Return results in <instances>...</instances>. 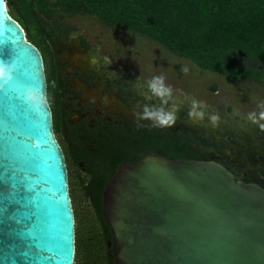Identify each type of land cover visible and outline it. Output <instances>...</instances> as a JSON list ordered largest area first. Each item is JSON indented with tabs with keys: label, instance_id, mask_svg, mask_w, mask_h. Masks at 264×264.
Here are the masks:
<instances>
[{
	"label": "water",
	"instance_id": "water-1",
	"mask_svg": "<svg viewBox=\"0 0 264 264\" xmlns=\"http://www.w3.org/2000/svg\"><path fill=\"white\" fill-rule=\"evenodd\" d=\"M0 264H75L76 216L40 48L0 0ZM31 90L34 100L26 99ZM103 213L115 264H264V186L214 159L124 161Z\"/></svg>",
	"mask_w": 264,
	"mask_h": 264
},
{
	"label": "trees",
	"instance_id": "trees-1",
	"mask_svg": "<svg viewBox=\"0 0 264 264\" xmlns=\"http://www.w3.org/2000/svg\"><path fill=\"white\" fill-rule=\"evenodd\" d=\"M6 1L28 39L42 51L45 64L46 56L53 62L49 77L47 74L48 98L51 103L50 96H55L51 104L54 128L57 137L63 135L60 141L67 156L78 219L75 264H115L113 247L109 245L113 232L103 213V194L118 165L154 151L171 158L204 159L205 147L224 144L196 128L171 122L160 124L168 119L163 115L147 126L106 121V128H102L98 123L92 125L89 115L73 123L68 106L72 102L68 100L70 85L62 73L66 64L56 57L55 50L56 44L66 50V39L73 32L65 17L97 16L110 28L146 36L202 68L264 85V0ZM79 38L88 48L87 39ZM126 86L130 83L126 82ZM76 106L82 111L87 108L77 102ZM182 114H188V109ZM236 130L229 125L225 133L236 134ZM80 162L84 163L85 175L82 170L74 171ZM80 196L87 203L82 212L76 208Z\"/></svg>",
	"mask_w": 264,
	"mask_h": 264
},
{
	"label": "rangeland",
	"instance_id": "rangeland-1",
	"mask_svg": "<svg viewBox=\"0 0 264 264\" xmlns=\"http://www.w3.org/2000/svg\"><path fill=\"white\" fill-rule=\"evenodd\" d=\"M65 21L73 32L66 39V50L61 51L59 44L55 50L60 62L68 63L62 73L71 84L70 107L83 101L90 106L91 116L99 110L123 112L128 118L146 124L150 122L146 111L153 113L152 117L168 118L172 114L173 125L196 128L219 143L226 142L225 147L208 146L204 151L231 161L240 172L248 171L264 178V131L259 129L264 124V115H261L264 85L202 68L146 36L110 28L97 16L65 17ZM80 36L87 39L88 48L81 43ZM52 63L46 56L48 77ZM77 66L94 77L91 85L74 76ZM117 74L130 83L124 94L126 101L116 84L113 88L105 84L107 78ZM214 84L216 89L212 88ZM76 89L80 90L79 97L74 95ZM139 95L143 98L139 99ZM54 99L55 96H50L51 104ZM184 109H188L185 116ZM77 116V112L73 113V118ZM213 116L217 117L215 121ZM229 125L238 128L236 134L225 133ZM58 138L63 140V135ZM73 168L77 173L79 169ZM86 204L81 197L76 202L77 210L82 212Z\"/></svg>",
	"mask_w": 264,
	"mask_h": 264
},
{
	"label": "flooded vegetation",
	"instance_id": "flooded-vegetation-1",
	"mask_svg": "<svg viewBox=\"0 0 264 264\" xmlns=\"http://www.w3.org/2000/svg\"><path fill=\"white\" fill-rule=\"evenodd\" d=\"M61 51H65V50H61ZM64 63V62H63ZM64 64H67L68 63H64ZM74 76L80 78L82 81H84L86 84H92L94 82V77L91 75L90 72H86L84 69H82L80 66H77L75 69H74ZM67 80V79H66ZM68 82V81H67ZM69 83V82H68ZM106 86L109 87V88H113L115 87V84L116 86L118 87L117 91L122 95L123 97V100L126 101V95L125 94V91H126V78H120L117 74L116 77H113L112 79H106ZM69 85H71L69 83ZM132 86V85H131ZM133 92H136L134 89H133ZM74 95L76 97H79L80 96V90L76 89L74 91ZM139 99L140 98H143L142 95H139L138 96ZM141 102V101H140ZM71 103V102H70ZM143 103V102H142ZM152 102H150L151 104ZM79 105L81 104H85L87 106L86 110L85 111H82L79 107L76 106V103H74V105L72 107H70L69 105V108L70 110H72L73 113H78V116L73 118V114L72 116L70 117V119L72 120L73 123L77 122L79 119H81L82 117L86 116V115H89L90 117V120H91V124L94 125L95 123H98L99 124V127L101 126L102 128L105 127L106 128V121H113L115 124H123L126 126V124L130 123V122H137L139 124H143L144 126H147L149 124H154V120L157 119L158 117H152L150 116V122L148 124L146 123H142V122H139L133 118H128L126 116V114H124L123 112H105V111H102V110H99L95 113L94 116H91V110H90V106L81 101V102H78ZM146 105L149 104V103H145ZM76 111V112H74ZM228 128V126H226V129ZM232 133V132H230ZM207 135V134H206ZM208 136V135H207ZM210 138V137H209ZM59 139V138H58ZM211 139V138H210ZM212 140V139H211ZM60 141V140H59ZM61 142V141H60ZM62 144V143H61ZM220 144H224L223 146L221 145H214L213 147H225L226 145V142L224 143H220ZM63 146V145H62ZM64 148V147H63ZM65 151V149H64ZM203 153L205 154L206 158L204 159H214V160H217L221 163H223L224 165H226L228 168H230L237 176L238 178L240 179H243L245 181H248V182H255V183H258L262 186H264V178H260V177H257L255 175H252V173L248 172V171H244V172H240L238 170V167H236V165L234 163H232L231 161L229 160H225L223 159L222 157L218 156L217 154H212V153H209V152H206V151H203ZM66 154V152H65ZM203 154V155H204ZM67 158V156H66ZM124 162V161H123ZM119 166V165H118ZM77 169L79 170H83V173L85 171V168H84V163L83 162H80V165H76ZM78 172V171H77ZM85 174V173H84ZM263 174H264V171H263ZM109 245L111 246V244L109 243ZM113 247V245H112Z\"/></svg>",
	"mask_w": 264,
	"mask_h": 264
},
{
	"label": "clouds",
	"instance_id": "clouds-1",
	"mask_svg": "<svg viewBox=\"0 0 264 264\" xmlns=\"http://www.w3.org/2000/svg\"><path fill=\"white\" fill-rule=\"evenodd\" d=\"M11 72H12V66L9 65L8 63L4 62V61H0V81H3L4 84L7 83L8 80L10 79ZM157 91H159V90L157 89ZM165 91H167V90H165ZM25 96H26V99H28L30 101L35 99V94L31 90H28L25 93ZM145 115L152 116L154 114L146 111ZM261 115H264V113H262ZM216 119H217L216 116L212 117L213 121H215ZM169 122H174V115L169 114V117L167 120L159 121L160 124H166ZM260 127L262 129H264V124H260Z\"/></svg>",
	"mask_w": 264,
	"mask_h": 264
},
{
	"label": "snow or ice",
	"instance_id": "snow-or-ice-1",
	"mask_svg": "<svg viewBox=\"0 0 264 264\" xmlns=\"http://www.w3.org/2000/svg\"><path fill=\"white\" fill-rule=\"evenodd\" d=\"M5 87H9L10 86V84L9 83H5V85H4Z\"/></svg>",
	"mask_w": 264,
	"mask_h": 264
}]
</instances>
